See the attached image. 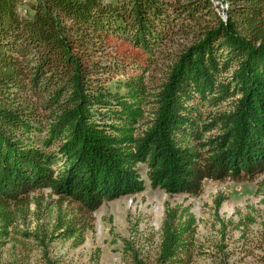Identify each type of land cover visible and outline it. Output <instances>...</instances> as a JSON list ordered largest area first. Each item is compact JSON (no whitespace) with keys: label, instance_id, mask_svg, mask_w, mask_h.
Wrapping results in <instances>:
<instances>
[{"label":"trees","instance_id":"obj_1","mask_svg":"<svg viewBox=\"0 0 264 264\" xmlns=\"http://www.w3.org/2000/svg\"><path fill=\"white\" fill-rule=\"evenodd\" d=\"M218 2L222 15L214 0H0V214L49 188L92 215L145 189L140 163L170 194L264 173V0ZM199 17L149 93L160 45ZM229 97L203 121L199 103ZM193 224L167 210L152 264H191ZM125 243L129 264H148Z\"/></svg>","mask_w":264,"mask_h":264},{"label":"rangeland","instance_id":"obj_2","mask_svg":"<svg viewBox=\"0 0 264 264\" xmlns=\"http://www.w3.org/2000/svg\"><path fill=\"white\" fill-rule=\"evenodd\" d=\"M214 5L222 15L220 7L225 5L218 0ZM197 22L186 20L185 31L160 45L146 74L149 93L159 90L173 57L210 19L199 17ZM125 77L114 75L112 82ZM154 98L150 96L144 106L146 118L152 114ZM232 101L230 97L218 105L204 101L197 109L203 121L210 122L214 113L229 110ZM138 168L145 189L104 201L92 215L62 201L49 188L13 203L8 218L0 214V264H129L125 242L152 264L167 210H174L178 221L187 214L194 218L191 264H264V173L250 180L204 179L201 192L191 195L151 187L145 164Z\"/></svg>","mask_w":264,"mask_h":264}]
</instances>
